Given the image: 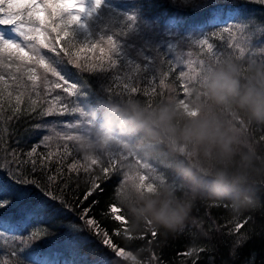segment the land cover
<instances>
[{
    "label": "trees",
    "instance_id": "16d2710c",
    "mask_svg": "<svg viewBox=\"0 0 264 264\" xmlns=\"http://www.w3.org/2000/svg\"><path fill=\"white\" fill-rule=\"evenodd\" d=\"M110 1L95 8L91 15L87 14L85 20L90 37H83L74 27L77 40L112 35L119 42L115 70H75L69 81L77 83L82 91L80 97L73 98L75 104L72 106H79L85 112L102 97L119 100L135 97L148 101L150 96L145 92L152 87L159 91L158 80L162 71L169 72V79L180 91L182 78L179 73L186 70V60H192L196 67H200V61H203L204 68L228 58L239 59L242 63L249 59L264 61V3L260 0ZM127 13L137 17L131 28L127 27L130 23ZM216 13L220 14L221 21L213 24L212 16ZM226 16L229 20L224 18ZM224 28L230 31L225 33ZM204 39L213 44L212 53L200 43ZM236 45H240L243 54ZM125 83L139 90L133 94L124 89ZM8 91L13 93L12 98L0 86V168L11 171L15 170L13 160H35L37 171L33 172L31 164L24 163L20 174L25 179L37 181L39 188L26 187L36 193L32 203L42 207L39 216L22 213L16 205L0 208V264H128L103 245L102 235L88 227L86 220L89 217L95 219L118 246L147 249L141 255V260L147 264H264V208L234 219L224 205L197 200L192 215L203 222V231L207 235L190 225L175 236L158 234L153 239L150 233H145L142 238L126 243L121 222L115 221L109 212L110 205L115 202L121 173L118 171L104 178L96 169L92 173L83 170L69 172L68 165L74 160L83 162L82 154L75 142L61 141L56 135L57 132H83V128L72 129L68 125L85 118L79 113L59 112L40 116L41 105L38 103L33 111L31 104L32 99L40 98L26 89H20L24 91V103L20 105V113H15L14 98L18 93L15 88ZM57 93L63 95L60 89L53 95ZM46 99L51 100V96ZM47 107L48 104L44 103L43 110ZM250 133L259 140L264 136V125H252ZM45 136L51 139L46 141ZM64 143L69 144L72 156L63 154ZM33 147L37 148V153L28 157L26 154ZM57 148L60 153L45 161L46 172L40 171L41 157L49 152L57 153ZM157 173L166 182L174 180L170 170L163 166H157ZM47 176H54V183L49 185ZM93 179L100 184L102 191L97 189L85 200ZM0 183L5 190L11 185L4 172H0ZM48 191L58 198L52 200L44 196ZM261 196L264 198V192ZM85 208L89 212L81 220ZM117 232L121 234L117 235ZM32 233L38 235L29 240Z\"/></svg>",
    "mask_w": 264,
    "mask_h": 264
},
{
    "label": "clouds",
    "instance_id": "9594fccd",
    "mask_svg": "<svg viewBox=\"0 0 264 264\" xmlns=\"http://www.w3.org/2000/svg\"><path fill=\"white\" fill-rule=\"evenodd\" d=\"M184 63L180 91L162 71L159 91L145 92L148 101L102 97L85 112L88 129L69 137L85 168L95 163L104 176L103 160L111 156L108 172L121 173L110 209L129 244L145 233L175 236L190 225L207 235L192 215L197 200L224 205L234 219L264 208V136L250 133L252 125H264V61ZM157 166L174 180L166 182ZM145 250L125 249V261L147 264Z\"/></svg>",
    "mask_w": 264,
    "mask_h": 264
},
{
    "label": "snow or ice",
    "instance_id": "6c2138e0",
    "mask_svg": "<svg viewBox=\"0 0 264 264\" xmlns=\"http://www.w3.org/2000/svg\"><path fill=\"white\" fill-rule=\"evenodd\" d=\"M102 2L103 0H93V8L88 9L85 0H0V69L3 70V73L0 74V86L4 91H7L9 98H12L13 93L8 89L15 88L17 90L18 94L14 98L15 113H20V105L24 103V91H20V89H26L30 90L35 97L40 98L39 100H31L33 111L36 110L38 103L41 105L40 116H50L57 112L59 114L79 113L85 119L82 122L77 121V123L69 124L68 127L72 129L83 128V131L88 129L89 125L84 109L79 106H72L75 104L73 98L82 95L81 88L77 86V83H70L69 81L75 70L81 72L115 70L118 65L116 53L119 51V42L112 35L100 36L95 40H77L74 35V27H83L82 16L84 14L91 15V12L98 8ZM181 2L189 3L193 0H181ZM260 3H264V0H260ZM126 18L130 22L127 27L131 28L137 17L135 14L127 13ZM222 31L227 33L230 30L224 28ZM214 35L219 34L214 33ZM200 43L213 46L207 39L201 40ZM239 49L243 54V49L240 47ZM81 53H84V55L81 56ZM89 53L92 55H88ZM67 65L73 67L69 68ZM136 67L138 70L139 65ZM123 87L128 91L130 87L137 88L128 83H125ZM57 89L62 90L63 95L59 93L53 95ZM49 96H51V100L46 99ZM44 103L48 104L46 110H43ZM72 133L57 132L56 135L61 141L73 142L69 138ZM44 139L47 141L51 137L45 136ZM60 151L57 148V153L49 152L47 156H42L39 170L46 172L47 165L45 161L52 160L53 156L60 153ZM36 153L37 148L33 147L31 152L26 155L31 157ZM63 154L66 156L73 155V152L69 150L68 143L63 145ZM112 162L111 156L104 158V178H108L112 173L119 171L108 172V166ZM11 163L15 166V170L10 171L6 168H0V172H4L8 180L11 181V185L7 190L0 183V208L16 205L21 208L22 213L39 216L42 205L32 203L36 193L26 187V185H33L39 188V185L36 180L25 179L20 174L21 165L24 163L31 164L33 172L37 171L36 161L13 160ZM95 169V163L91 168H85L84 161L81 162L80 160H74L73 163L68 165L69 172L83 170L85 173H92ZM47 180L51 185L54 183L55 177L47 176ZM93 181L95 179L92 180V187L84 196L85 200L94 191L100 189V184L93 183ZM100 190L102 191V189ZM44 196L50 197L52 200L58 198L52 191L45 192ZM88 212L89 209L85 208L80 219L84 220ZM109 212L115 221L120 222L119 218L113 215L110 208ZM86 224L97 235H102L103 245L112 249L117 258H122L125 261V247L113 243L109 233L103 231L95 219L89 217ZM237 228H239V225H237ZM116 234L120 235L121 233L117 232ZM37 235L38 233L30 234L29 240ZM12 255L15 256L16 253L13 252Z\"/></svg>",
    "mask_w": 264,
    "mask_h": 264
},
{
    "label": "rangeland",
    "instance_id": "374dc122",
    "mask_svg": "<svg viewBox=\"0 0 264 264\" xmlns=\"http://www.w3.org/2000/svg\"><path fill=\"white\" fill-rule=\"evenodd\" d=\"M111 1L110 0H103V2L102 3H104L105 5H107L108 3H110ZM85 3H86V7L88 8V9H92L93 8V0H85ZM94 11V10H93ZM92 11V12H93ZM86 16H87V14H84L83 16H82V23H83V27H81V26H76V28H77V31H78V33L80 34V35H82L83 37H85V38H88V37H90V30H89V25H88V23L86 22V20H85V18H86ZM225 19H227V20H229V16H226V17H224ZM221 21V16H220V14H215V15H213L212 16V20H211V23H213V24H215V23H217V22H220Z\"/></svg>",
    "mask_w": 264,
    "mask_h": 264
}]
</instances>
